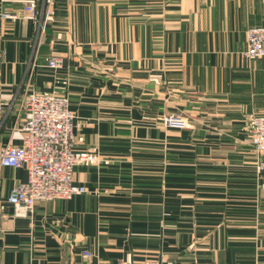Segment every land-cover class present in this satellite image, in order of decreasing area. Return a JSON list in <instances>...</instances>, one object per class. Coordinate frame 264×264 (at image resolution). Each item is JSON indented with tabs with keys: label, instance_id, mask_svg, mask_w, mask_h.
<instances>
[{
	"label": "crops",
	"instance_id": "crops-1",
	"mask_svg": "<svg viewBox=\"0 0 264 264\" xmlns=\"http://www.w3.org/2000/svg\"><path fill=\"white\" fill-rule=\"evenodd\" d=\"M31 1L38 21L0 17V153L23 143L25 91L66 95L87 192L14 217L27 171L0 164V264H264L249 133L264 59L243 55L264 0H0V15Z\"/></svg>",
	"mask_w": 264,
	"mask_h": 264
},
{
	"label": "built area",
	"instance_id": "built-area-1",
	"mask_svg": "<svg viewBox=\"0 0 264 264\" xmlns=\"http://www.w3.org/2000/svg\"><path fill=\"white\" fill-rule=\"evenodd\" d=\"M53 0L48 1V5ZM28 20L38 21L40 12L35 1L29 2L19 13ZM6 20L17 19L5 12ZM247 48L243 55L247 61L264 59V26L250 27L247 31ZM47 66L63 67L60 58L48 59ZM21 128L25 138L21 145L8 144L1 150L0 164L11 168H24L27 180L12 188L8 202L13 206L14 217H30L38 202L71 199L87 189L75 182V168L86 161L85 156L75 149V112L66 95L44 94L35 90L25 91L20 99ZM1 110V107H0ZM166 126H180L177 116L164 119ZM251 144L259 156V168H264V115H254L249 127ZM5 214L0 208V231ZM116 264H167L160 259L134 262L120 259Z\"/></svg>",
	"mask_w": 264,
	"mask_h": 264
},
{
	"label": "rangeland",
	"instance_id": "rangeland-1",
	"mask_svg": "<svg viewBox=\"0 0 264 264\" xmlns=\"http://www.w3.org/2000/svg\"><path fill=\"white\" fill-rule=\"evenodd\" d=\"M7 12V11H6ZM3 13H5V12H3ZM3 13H1V15H0V17L2 18V19H4L3 17H2V14ZM8 13H11V14H13V15H16L17 17H18V19H25L26 20V18L25 17H23V16H20L19 15V13H21L20 11L19 12H8ZM4 20H6V19H4ZM28 20V19H27ZM7 21V20H6ZM75 141H76V139H75Z\"/></svg>",
	"mask_w": 264,
	"mask_h": 264
}]
</instances>
